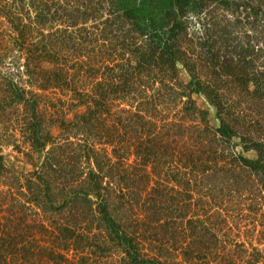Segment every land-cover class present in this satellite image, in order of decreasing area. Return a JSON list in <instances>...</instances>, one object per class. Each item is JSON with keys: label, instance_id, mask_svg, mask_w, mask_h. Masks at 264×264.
<instances>
[{"label": "trees", "instance_id": "obj_1", "mask_svg": "<svg viewBox=\"0 0 264 264\" xmlns=\"http://www.w3.org/2000/svg\"><path fill=\"white\" fill-rule=\"evenodd\" d=\"M0 264H264V0H0Z\"/></svg>", "mask_w": 264, "mask_h": 264}, {"label": "rangeland", "instance_id": "obj_2", "mask_svg": "<svg viewBox=\"0 0 264 264\" xmlns=\"http://www.w3.org/2000/svg\"><path fill=\"white\" fill-rule=\"evenodd\" d=\"M178 76L180 80L186 83L189 78L187 73L181 66H178ZM193 99L195 100L198 108L204 110L208 114V121L212 127H217L218 123L215 119V109L207 102V100L200 95H193ZM2 154L5 155L4 163L7 167H13L15 170L19 171L23 170L24 173H27L32 169L31 165L27 164V160L24 158L23 153L14 151L11 147L4 148ZM246 156L253 158L255 156L254 152H249ZM34 161L38 163L41 160V155H35Z\"/></svg>", "mask_w": 264, "mask_h": 264}]
</instances>
